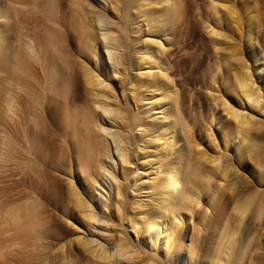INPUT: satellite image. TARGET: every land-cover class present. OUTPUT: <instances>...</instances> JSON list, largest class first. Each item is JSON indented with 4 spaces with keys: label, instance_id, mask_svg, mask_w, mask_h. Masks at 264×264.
<instances>
[{
    "label": "bare ground",
    "instance_id": "bare-ground-1",
    "mask_svg": "<svg viewBox=\"0 0 264 264\" xmlns=\"http://www.w3.org/2000/svg\"><path fill=\"white\" fill-rule=\"evenodd\" d=\"M69 1H72L73 4ZM83 1L84 0H68V2L71 3V14L69 16H72V18L70 17L69 19H73L69 21V19L66 20V14L61 13V10L64 9V5H62L63 9L61 6L60 12L58 11L63 0L61 2L60 0H0V105L2 103L12 105V112L15 117L13 118L12 116L10 125L11 135L14 140H16L15 144L17 145L20 142V148H23L24 163H31L33 159L31 160L30 156L33 157L32 155H34L41 160V164L43 161L47 167H54L56 162L59 163V156L57 153L54 156L56 150L53 151V148L56 141H61L59 144L62 143V146H59H61L60 149L62 148L63 150L61 149L62 151L60 150L61 152L59 151V153L62 154L63 151L67 152L70 167L73 166L74 170L77 171L75 175L80 174L79 177L82 181L81 187L75 186L73 181H70L67 194L74 207L80 210L78 212H80L82 216L80 217L81 226L91 224L92 219L98 221V224L100 222L96 214L97 211L94 210V212L88 209V207H90V205L87 204L89 200L85 202L82 195L93 192L97 187L101 188V186H98L100 183L106 185L105 181L111 187L109 180L111 175L109 177L106 173L110 172L111 174V170L106 169L103 162V157L104 160L110 157L108 152L110 148H106L109 139H112V142L116 144V152L117 154L119 153L120 158H122V164L120 163L122 165V172L123 170L125 171L124 165L126 163L129 162V165H131L129 161L131 158L128 151L131 143L135 145L136 150L137 147H140L138 148L140 152L141 149H146L149 146L147 139L143 137L152 136L154 138L153 153L142 155L137 159L135 158L139 161L138 164H141V168H135V170L131 171L134 175H128L126 177L129 181V186L136 192L134 195L138 196L137 194H139L140 196V198H136L138 202H132L130 207L132 210H138L137 212L140 214L138 217L140 216V219H142V224L138 226L133 220L131 223V218L129 220V226H131L134 233H136L134 235L140 236L141 239L139 243L143 246L140 244H130L128 243L129 240L126 242V239H121L122 237L119 238L118 236L119 239L117 243L116 241L114 243L117 249H115L114 252L108 253L104 249H102V251L100 248L96 249V246L93 245V240H82L79 236H75L76 238L74 241L81 245L83 251L89 255V260L91 258L96 264H171L170 260L174 259L173 257H175V259L184 257V263H186V258L188 259L187 262H189V259L192 258V254L194 253H192L194 241L190 239V244L185 245V247L182 245V247L180 245L177 247L176 244L179 243L183 235V225L186 223L183 218V213L186 211L189 212L190 210L192 190L194 187L191 188L185 181H182L181 175L184 172L185 178L191 183L196 175L198 177L201 174L203 175L201 171L208 170L211 172L214 168L219 167L221 169L220 179L224 178L227 180V173L230 168L232 169L231 165L233 159L227 157V155L225 157V151L223 157L219 156L221 158L220 162V158L216 155H207L205 147L198 149L199 146H201V140L196 139L195 133L197 132H194L195 129L191 125L190 127L188 124L184 123L186 125V130L184 129L186 134L184 136L181 135L182 124L180 125V123L183 122L178 123V120H180L179 118H181V114H179L178 111V103H180V101L178 102V90L176 88V83L173 82V78H171L170 75L173 68L170 66L172 65V53L170 50L173 49V44L169 41L171 38L168 36L172 32L173 26L172 24L170 25L169 22H166L167 19H170L171 15H175L177 9L180 10V8H178L179 0H109L110 5H108V9H106V6L105 10L114 15L117 14L115 13L116 11H118V13L120 12L121 16L125 18L124 21H126L129 19L127 17L132 8L133 10L135 8L137 13L135 12L136 10H132L134 12L132 15L134 14L139 20H146L147 23L145 22L146 28L144 29V33L151 34L150 37H146L145 40L143 39L148 46H146L147 44L145 43V45L143 43L139 44V52L142 54V57L139 58L140 62L135 65V74L137 76H133L134 78H130L131 80L125 77V74L129 72L128 70L132 71L130 66H132V68L134 66V63H131L132 59L130 58L131 56H129L131 54H129L128 48L127 51L126 49L124 51L128 52L129 55L127 53V55H123V51V53L120 52L122 55L118 52L113 54L110 53L111 44L121 49L119 45H123L121 42L122 37H119V34H113L117 32L114 30L111 39L109 35L105 33L104 29L107 30V23H104L105 17L102 16L104 10H102L101 6L97 3H94L97 0H86V4H84ZM251 1H254V3L252 4ZM57 2L60 3L58 4ZM209 3L211 7L209 10L215 12L216 8L221 9L220 17H217L219 16L217 15V10V14L215 12L217 15L215 16L216 18L214 17V12L212 13L214 15H211V11H209L208 14L203 12L200 13V17L202 18L201 20H203L202 23H205L204 30H207V33H209L214 43V47L212 48H215V51H219L220 54L218 53L219 57H216L214 64L207 61L206 56L202 59L200 64L203 66V82L201 83H203L202 87L211 90L210 96L212 101L219 107L221 106L223 112L225 111L226 115L229 117V120H226L227 122H221L224 125L221 126L226 129L222 132L220 142H216L214 140L215 135L211 134V138H213L214 141L211 140L210 148L217 152H219V150H234L238 152L240 158L247 154L251 157V159H249L250 161L256 157L258 158L264 153V121L260 118L258 119L255 115H264L262 114L264 113V28L262 30V44L258 41L257 33L260 31L259 26L261 24L263 25L264 0H211ZM32 6L37 10L35 13H38L37 15L40 14L42 20L45 22V26L42 29H38V27L32 25V21L38 18L32 16L34 14L30 13L34 9ZM30 7L32 10H30ZM35 9L32 13H34ZM67 10H69V6ZM105 15H107V12ZM107 16L106 18L109 21ZM173 18L171 17V19ZM139 20L136 21L140 22ZM37 23L35 21V25H37ZM66 23L74 27L73 29H75L76 34L70 32L72 27L70 30H68L69 28L67 30L63 29ZM116 23L118 22L116 21ZM112 24L114 25L115 23ZM97 26L99 30L103 28L102 31L105 33H102V42H105L103 47H105L106 50H108L109 47L110 52L107 51L108 59L112 64H115H113L112 71L120 73V78L118 77L119 81L120 83L122 82V85L123 83L125 84L124 88H122L129 89L128 93H123L122 89V95L128 94V98L135 105L143 101L142 106H146L143 108L145 109L143 110L144 115H139V112L136 110L133 111L134 113L131 112V110L128 111L129 108L126 107V102H124L126 106H123L122 102L120 103L118 101L120 104H116L117 101L115 103L110 101L112 96L110 91L113 89L111 90V86L107 83L108 81L103 85L105 80L104 77V80L102 78V80L98 79L99 76L101 77L100 73L102 71L98 69L97 62L96 64L94 62L96 65L95 68H90L86 66V63L82 60L81 66L79 64V66H76L77 64L72 61L73 59H71L70 55L73 57L71 54L73 52H71L70 47L71 44L73 45V42L71 39L75 38L78 39L76 52L79 57L87 59L88 55L93 52L94 56L100 59L101 53L98 52L100 56H97V51H94L96 47L99 46V42L97 41V35L99 33L96 32ZM166 26H170V28L167 29ZM150 27H152L151 31L149 29ZM193 28L196 30L195 25ZM108 38L110 40H108ZM162 39H165L166 43H164ZM124 41L125 40H123V42ZM227 45L228 48H226ZM125 46L128 47L127 45ZM94 70H96V73L93 72ZM130 73L127 75H131ZM105 77L109 78V75H105ZM258 77H260L261 80H258ZM120 83L118 82L119 85H121ZM5 91L9 92V97L6 98H9L11 102L8 100L6 103L7 100L4 99ZM145 92H148V94H145ZM115 99L118 100L117 98ZM3 100L5 101L3 102ZM123 107H126L128 110ZM97 108L100 109L96 111ZM135 109L138 110L139 108L137 107ZM210 109H212L211 112H213L214 105ZM10 110L11 109H9V111ZM99 110H101V112ZM145 114L149 116L146 117ZM214 119V113H212L210 125L208 124V126L211 127L212 122L215 123L213 121ZM182 120L184 119L182 118ZM46 122H49L50 125H47ZM102 124L103 126L108 124L110 127L114 126V128L117 126L116 129L122 128L121 130L123 131L120 129V131H111L110 128H108L109 126L103 127ZM125 131H132L131 133L134 135V140L132 139V142L129 140V137H122ZM2 132V124L0 123V136ZM137 133L140 135H137ZM117 134L123 135L117 136ZM211 135L208 134L207 136L209 137ZM13 138L11 139L9 137L11 140H13ZM118 141L126 144H124V146L118 145ZM7 146L9 147V145ZM117 146H121L119 152ZM125 146H127V149H125ZM19 150L14 148L11 151H13L15 155ZM187 153H190L191 156H194L192 153H195V155L199 154L198 157H201L200 161L202 160L204 165L197 166L194 161L188 158ZM27 154L32 155L27 156ZM15 157H17V155ZM36 157L34 158L37 159ZM56 157H58V160L55 161L54 159H56ZM37 163L40 162L37 161ZM262 164L263 163H261V165ZM261 165H259V167H262ZM37 166L39 167V165ZM198 172L201 174L198 175ZM121 174L125 179L124 173ZM135 174L141 176L139 177L138 175V178ZM206 174L207 173H205V175ZM208 175L211 176L212 174L210 175L208 173L207 176ZM70 179L71 177L69 180ZM139 180L140 182H138ZM124 183L126 182L124 181ZM123 185L124 184L120 182L115 184L116 194L118 196H116V198L118 200L124 197L123 194V197L120 198V194L123 192ZM56 187L54 188L46 183L44 187L40 189L48 202L67 215L71 208L65 203V200H63V192L61 193ZM110 187L107 188V190H111ZM125 189H127V187H125ZM111 192H109V194ZM19 193L22 192L20 191ZM26 193H28V191ZM215 194L217 193L215 192ZM21 196L22 195L19 197L21 198ZM108 196L111 197V195ZM14 197L15 196H13V198ZM19 197H17L19 200H15L16 198L13 199V202L10 203V209L7 205L6 207L8 209L4 210L5 212L9 210L6 213L9 214L10 217L9 215L7 216L4 211L0 212L5 213L4 215H6L8 219L12 218V222L9 221L17 227V230L18 227H21L23 230L24 227H26L25 230L28 232L26 236L29 235V238L26 236L25 238L37 240L42 233L44 235V231L40 230L41 228L38 226H41L42 222L45 223L44 221L47 220L45 216V214L47 215V213H45L47 211H42L43 209L39 210V207L35 205L36 202L34 201L35 203H33L32 200L30 201L31 198L29 199L28 196H23L21 199ZM109 202L110 201H108V203ZM119 202H122L121 204L124 203L122 200ZM1 205L0 210L3 208V205L2 207ZM105 205L108 206L109 204L107 205V203H105ZM122 207H116L118 209L117 213L120 209L123 210ZM238 210L240 211V209ZM123 216L125 220L130 218L125 215ZM1 217L2 214L0 220H4L5 216H3V218ZM3 223L5 222L3 221ZM11 225L8 224V229L9 226L10 228H15ZM20 225H23V227ZM8 229L6 231L2 230L3 233L9 231ZM23 230L20 234L23 233ZM2 231H0V233ZM10 233L12 232H8L7 234L10 235ZM5 239H8V235ZM14 239L12 238V240ZM19 240L20 239H18V241ZM18 241L19 247H22L19 244L20 241ZM144 244L148 245L144 246ZM12 245L14 246V244ZM24 246L26 247V244ZM2 247H4L3 244L0 246L1 252L6 248L8 249V246L5 248ZM19 247H17L18 251L22 249L20 248L19 250ZM145 248H149V251ZM160 249L164 250V255L161 258L159 256ZM23 250H21V252H23ZM21 252L14 253L20 257ZM43 252L40 250L36 253L41 255L40 253ZM179 253H184V256ZM227 253L229 254L230 252ZM223 254H225L224 251L219 258L215 260L210 259L206 264H239L238 261H240L241 255L234 256V261H229L228 254ZM229 255L231 256V254ZM1 259L4 260V258H0V261Z\"/></svg>",
    "mask_w": 264,
    "mask_h": 264
},
{
    "label": "rangeland",
    "instance_id": "rangeland-1",
    "mask_svg": "<svg viewBox=\"0 0 264 264\" xmlns=\"http://www.w3.org/2000/svg\"><path fill=\"white\" fill-rule=\"evenodd\" d=\"M61 1L62 0H60V2ZM90 1H92V0H90ZM97 1H95L94 3H97L99 6H101V9L104 10L103 11L104 13L102 11L101 12L103 13L102 16L105 17V18L103 17L105 20L104 19H102V20H104L105 24L107 23L106 24L107 30L104 29L105 33L107 35H109L110 39H111V36L113 34H115V33L119 34V37L120 36L122 37L121 42L123 45L122 46L119 45V48H121V49H118V48H116V45L113 46L114 44L113 45L111 44V46H110L111 52L109 51V47H108V50H106V48L103 47L105 45V42H102L103 41L102 33H104V31H102L103 28L101 30H99V27L97 26L96 32L99 34L97 35L96 32H95V34L97 35V41L99 42V46L97 44V46H98V47H96L97 50L95 49L94 51L95 52L97 51L96 52L97 56L99 55L98 52L101 53L100 59H99V57L94 56L93 52L88 55L87 59L79 57V55L76 52L77 43H78L77 38L71 39V41L73 42V45L71 44L70 48H71V52H73L71 54L73 55L74 58L71 55H70V57H71V59H73L72 61H74V63L77 64V65L75 64L76 66H79L83 61L86 63V66H88L90 68H95V66H96L95 64L97 62L98 69L102 71L101 72L102 74L100 73L101 77L99 76L98 79L102 80L104 77L105 80L103 79L104 80L103 85H105L106 82L108 81L107 83H109L108 85L111 86V90L113 89L112 91H110V94L112 95L110 101L114 102V103L117 101L116 104H118L119 102L120 103L122 102L123 106H126L124 103V102H126V104H127L126 107L129 108V110L126 107H123V108H126L128 111L131 110V112L136 110L139 112L138 114L142 116V115H144L143 110H145L143 108L146 106H142L143 101H140L138 103L135 102L136 103V105H135L128 98L129 97L128 94L127 95L125 94L124 96L122 95L121 91L124 88L125 84L123 83V85H122V82L120 83V81H119V78H120L119 74L120 73L112 71V68L115 64L113 63L114 64L113 65L112 62L108 59L107 51L110 52L111 54L116 53V52H118V53L124 52L123 55H125L126 53L128 54V52H125L124 50L126 49V51H127V48H128V50L130 52L129 54H131V55H129V54L128 55L131 56L130 57L132 59L131 63L133 62L134 66H133V68H132V66H130V69L132 71L127 69L129 72L126 71L127 73L125 74V77L127 79H130V78L132 79V78L136 77L137 75L135 74L136 73L135 65H137L140 62L139 58L142 57V54L139 52V50H140L139 44H142V43L144 44L146 42V41H144L146 39V37L151 36L150 33L149 34L144 33V29L146 28L147 21L146 20H139L138 18H136L134 16V14L132 15V13H134L133 11L136 10L135 8H134V10L132 8L133 11L131 10V12L129 13V15L127 17L129 19L124 21L125 18L123 16H121L120 12L118 13V11H116L115 13H117V14L114 15L111 12H108L107 10H105L106 6H107L106 9H108V7H109L108 5H110L109 0H99L98 2ZM210 1L211 0H182V1L179 0L178 8H180V10L177 9V12H176L177 15H176V13L173 16L170 14L171 17L172 18L174 17V18L171 19V17H170V19L166 20V22H169L170 25L172 24V26H173L172 30H171L173 33L171 32V34H169V36H168L169 38H171V39H169V41L173 44V49L170 50L172 53L171 54L172 55L171 56V64L172 65H170V66L173 67L170 75H171V78H173L172 79L173 82L176 83V88L178 90L177 91L178 96H179L178 102L180 101V103H178V108H179L178 111H179V114H181V116L179 115L181 118H179L180 120H178V123L183 122V123H180V125L182 124L181 125V130H182L181 135L184 136L186 134V131H184V129L186 127L185 124H188V126L191 125L195 129V130L193 129L194 132H197V133H195L196 139L201 140V146H199L198 149H202L203 147H205L207 150V151H205V152H207V155L208 154L216 155L217 157H219V156L223 157L224 155L226 157V155H227V157L233 159V161L230 159L232 161L231 166H232L233 170L231 168L228 170L227 180H225L224 178L220 179L221 178L220 177V175H221L220 170L221 169L219 167L214 168V170H212L213 173H212V171L209 172L207 170L208 171L207 172L206 170H203V171H201V173L203 172V175L200 172H198V175L201 174L200 175L201 177L200 176L198 177L196 175L195 179L193 181H191L192 184L189 183V181H187V179L185 178V173L184 172L182 173V175H181L182 181H185V183L187 185L191 186V188L194 187L193 188L194 191L192 190L193 193L191 192L192 197H191V202H190L191 203L190 210H189V212L186 211L185 213H183V218L185 219L186 223H185V225H183V230H182L183 235L181 237V240L176 245H177V247H179V245L180 246L182 245L183 247H185V245L190 244V239H192L194 241L193 245H192V253L193 252L194 253L192 254V258L189 259V262H187L188 259L186 258V263H184V257L183 258H176V259H175V257H173L174 259H171L170 263L171 264H206V263H208V260H210V259L215 260L216 258H219L224 251L225 254H223V255H226V254H228L227 252H230L229 254H231V256L228 254L229 261L230 260L234 261V256H238V255L240 256L241 255L240 256L241 259H240V261H238L239 264H264V153H263V155H261L262 157L259 156L258 158L256 157L255 159H252L249 161V159H251V157L248 156L247 154H246L247 157L245 155H243L240 158L238 152H235L234 150H222V151L219 150V152H217V151H214L212 148H210V142H212L211 140H213V138H211L212 135H215L214 140L216 142H220L222 132H224V129H226L223 127L224 125L221 122H227L229 120L228 115H226L225 111L223 112L222 107L221 106L219 107L215 102L212 101L211 96H210L211 90L209 88L207 89L206 87H202L203 83H201V82H203V79H202V68H203V66L200 64L202 62V59H204V57L206 56L207 61L214 64V62L216 61V57H219V55H218L219 51H217V50L215 51V48H212V47H214L213 46L214 43L212 42V40H211L212 38L209 36V33H207V30H204L205 29V27H204L205 23L204 24L202 23L203 20H201L202 18L200 17V13H202V12L205 14H208L209 11H211L210 12L211 15H214L216 10L218 11V14H217V12H216V14L219 16H217L215 14L214 17L215 16L220 17L221 9L216 8L215 12L213 10H209L211 8L210 3H209ZM60 2H57V3L59 4ZM63 2H61L60 6L57 4L59 6V9L58 8L57 9L60 12L61 6L64 5V9L62 6L63 10H61V13L66 14V17H67L66 20H68L70 17L72 18V16H69L71 14L70 6H71L72 1H69V2H71V3H69L68 0H63ZM83 2H84V4L87 3L86 0H84ZM251 2H252V4L254 3V1H251ZM155 3H156V1H155ZM68 6H69V10H67ZM103 6H104V8H103ZM32 8H34V7L32 6ZM30 10H32L31 7H30ZM33 10L31 12L30 11L29 12L31 14H34L32 16L38 17V18H36L34 21H32V25L38 27V29L44 28L45 22L42 20L40 14L37 15L38 13L37 14L35 13L37 10L35 9L34 13H32ZM106 12H107L108 16L105 15ZM135 12L137 13V10ZM213 12H214V14H212ZM35 15H37V16H35ZM118 15H119V17H118ZM106 16L108 17L109 21L107 20ZM129 16H132V17H129ZM72 20L73 19H69V21H72ZM136 20H139L140 22H138ZM35 21H36V23L38 21L39 22L41 21V22L40 23L38 22L37 25L38 24L39 25L37 26V25H35ZM113 21H115V22H113ZM116 21L118 23H116ZM135 22H137V23H135ZM112 23H115L116 25L115 24L113 25ZM124 24H125V26H124ZM112 25H113V27H112ZM129 25H131V26H129ZM194 25H195L196 30L193 28ZM261 25L259 26L260 31L257 33H258V41L262 44V39H263L262 38V33H263L262 30L264 28L263 27L264 20H263V25L262 26ZM116 26H118V27H116ZM71 27L72 26H70V24L68 25L66 23V25L63 27V29L67 30L69 28L68 30H70ZM73 28L74 27H72L70 32L76 34L75 29H73ZM119 28H120V30H119ZM166 28L169 29L170 26H166ZM149 29L151 31L152 27H150ZM149 29H148V31H149ZM113 30L117 31V32H114ZM134 31L135 32L137 31L136 33L138 35ZM112 32H114V33L112 34ZM129 32H131V33H129ZM141 33H143V34H141ZM109 38H108V40H110ZM123 40H125V41L123 42ZM162 41L164 43H166L165 39L164 40L162 39ZM124 43L128 47H126L124 45ZM145 44H147V43H145ZM134 45H137V46H134ZM72 46H73V48H72ZM146 46H148V44ZM129 47L130 48L132 47V48L130 49ZM168 48H170V47H168ZM226 48H228V45L226 46ZM75 58H77V59H75ZM97 58H98V60H97ZM105 60L107 61V67H106V61ZM94 62H95V64H94ZM109 62H111V63H109ZM118 69H120V68H118ZM93 72L96 73V70H94ZM115 73H117V74H115ZM128 73H130L131 75H127ZM105 75H107V76L109 75V78H106ZM231 75H232V73H231ZM229 79H230V77H229ZM257 79L261 80L260 77H258ZM118 82L121 85H119ZM105 91H107V90H105ZM7 92L5 91V93H4L5 94L4 99L7 100L6 103L8 102V100L10 101L9 98H6V97H9V92L8 93ZM125 92L128 93L129 89H127V88L123 89V93H125ZM145 94H148V92H145ZM6 95H8V96H6ZM121 95L123 96V99H122ZM181 97H182V99H181ZM115 98H117L118 100H116ZM4 101L5 100H3V102ZM139 103H141V104H139ZM10 105L11 104H8V103L7 104L2 103L0 105V106H2V107H0V111H1L0 114H2V115H0V117L2 116L0 118V123L2 124V130L4 132V133L2 132V134L0 136V140L1 139L4 140V141L3 140L0 141V150H1V152H0V205L1 204L3 205V208H1L2 210H0V211H4V210L8 209L6 207L7 205L10 209V203L13 202V199H15V198H16L15 200H19L17 197H19L20 195H22L21 198L23 196H28L29 199L31 198L30 201L32 200L33 203L36 202L35 205L39 207V210L43 209L42 211H47V212H45V213H47V215L45 214L47 220L44 221L45 223L42 222L41 226H38L39 228H41L40 230L44 231V235L42 233L43 236L41 235L39 237L40 239L39 238L37 239L38 241L37 240H31V239H27V238H29V235L26 236L28 233L25 230L26 227H24V230L21 229V227H18V230H17L16 229L17 227H15V225H13L11 223L12 218L8 219L7 216L9 214H7L6 212L9 210H7L6 212L4 211L7 214V216L4 215L5 213L0 212V216L2 214L1 218H3V216H5V218H6V219L4 218V220L3 219L0 220L2 223V224L0 223L1 224L0 231H2V230L6 231L8 229V224H10V225L12 224L15 227V228L12 227L13 228L12 229L9 226V229H8L9 231L4 232V233L2 231L0 233V242H1L0 246H1V244H3V246H4L2 248H5L8 246V249L6 248L8 251L6 249H4V250L2 249L3 252L0 251V258H4V260L1 259L0 264H42V263L43 264L44 263L45 264H73V263L74 264H93V263L96 264L95 261H93L91 258L89 260V255L83 251L80 244H78L74 241L77 236H79L82 240H87V241L93 240L94 244L93 243L92 244L96 246V249L100 248L101 251H102V249H104L108 253L114 252L115 249H117L115 247L116 244H114V243H115V241L117 243V241L120 237H122L121 239H126V242H128V240H129L128 243H130V244L142 245L141 243H139V241L141 239L140 236L134 235L136 233H134V230H132L131 226H129L130 221L132 223V220H133V222L137 223L138 226H141V224H142L141 223L142 219H140V216L138 217V215H140L137 212L138 210L137 209L132 210L130 207V205H132V202H138L137 199H138V197L140 198V196H139V194H137L138 196L134 195L136 192H134V190H132L133 188L129 186V181L126 179V177L128 175H131V176L134 175L133 173H131V171L135 170V168H139V169L141 168V164L140 163L138 164L139 161L136 160L138 157L145 155V154L153 153V151H154V147H153L154 138L152 136H148L149 137V139H148L147 136H144L143 138L147 139V143H149L148 144L149 146L146 149H141L140 152L138 150V148H140V147H137V150H136L135 145L133 143H131L130 147L128 148L130 158H131L129 161H130L131 165H129V162L126 163L124 165L125 171L123 170L122 172H121V170H122V165H121L122 164L121 163L122 158H120L119 153L117 154V152H116V146H115L116 144H114L112 142V139H109V142H107L108 146L106 148H110V150H108L110 157L109 158L105 157L107 160L106 159L104 160V157H103V162H104L106 169L111 170V174H110V172L109 173L106 172L109 175V177L111 175V177L109 178L110 183H111V187H110V185H108V183L106 181H105L106 185L99 182L100 184L98 186H101L102 189L100 187H97L96 190H94L93 192H91V193L89 192V193H87V195L86 194L82 195L83 198L85 199V202L89 200L88 201L89 203L87 202V204L90 205L91 208H93V209H91L90 207H88V209L93 210V211L94 210L97 211L96 214L99 217L98 219H100L99 224H101V225L98 224V221H96L95 219H92L91 220L92 225L87 224V226L86 225L81 226V223H80L81 218L80 217H82V216L80 215L81 213L78 212L80 210H79V208L74 207V205L70 202L69 196L67 194H68V187H69L70 181H73L75 186H78V187H81L82 181L79 177L80 174L75 175V172H77V171L74 170L73 166L70 167V161H69V156H68L67 152L63 151L62 154L59 153V151L62 149V148L60 149V147L62 146V143L59 144V142H61V141H56L54 144V148H53V151L58 150L57 152L56 151L54 152L55 153L54 156L56 155V153L59 156V158L56 157V159H54L55 161L59 159V163L56 162V164L54 165L55 168L45 166L46 164L43 163V161L41 164V160L32 154H27V156L32 155L33 157L30 156V159L31 160L33 159V161H31V163H24L25 158H24L23 148H20V145H19L20 142H19V144H17L18 146L15 144L16 140H14V138L11 135L10 125L12 122V116L14 118L15 115L12 112V109H13L12 105H11V107H10ZM213 105H214V110H213V112H211L212 109H210V108H212ZM137 107L139 108L138 110L135 109ZM9 109H11V110L9 111ZM98 109H100V108H97L96 111H98ZM99 111L101 112V110H99ZM212 113H214L215 119L213 121L215 123L212 122V126L210 127V126H208V124L210 125V118H211ZM262 114H264V113H262ZM145 115H146V117L149 116L147 114H145ZM209 115H210V117H209ZM255 115L258 119L260 118L261 120L264 121V115H258V114H255ZM182 118L184 120H182ZM9 120H10V122H9ZM46 121H48V120H46ZM46 123H47V125H50L49 122H46ZM103 124H104V122H103ZM103 124H102V126H103ZM204 125H205V128H204ZM221 125H223V126H221ZM106 126L108 127L109 125L105 124L103 127H106ZM108 128H110L111 131H113V130L120 131L122 129L119 127L118 128L120 130L116 129L117 126H115V128H114V126L113 127L109 126ZM121 131H123V130H121ZM131 132L125 131V133L123 132L124 135L123 134H121V135L119 134V135L120 136L123 135L122 137H124V136L129 137L130 139L129 138H126V139H129L132 142L134 135H132L133 133H131ZM137 132H139V131H137ZM207 133L210 135L212 134L211 136H209L210 138L207 136L208 135ZM128 134H129V136H128ZM119 135L117 134V136H119ZM137 135H140V134L137 133ZM9 137L11 139L13 138V140L9 139ZM150 140H151V142H150ZM11 141H12V143H11ZM1 143H2V145L3 144H5V145L2 146ZM124 144H126V143L119 142L118 145L124 146ZM143 144H144V141H143ZM7 145H9V147ZM59 145H61V146H59ZM121 146H117L118 152H119ZM13 147L17 148L18 150L20 149L18 153H15V155H14V152L11 151L14 149ZM125 147H126L125 149H127V146H125ZM20 151H21V153H20ZM223 153H224V155H223ZM188 154H190V153H187L188 158L191 159V161H194L197 166L204 165V162L202 163V160L200 161L201 157L200 158L198 157L199 154L195 155V153H192V154H194V156L193 155L191 156V154L190 155H188ZM16 155H17V157H15ZM60 156H61V159H60ZM34 157H36L38 160L35 159ZM37 161L40 163H37ZM220 162H221V158H220ZM260 162L263 164L261 165ZM57 164H59V165H57ZM37 165H39V167ZM126 165H127V167H126ZM259 165H261L262 167H259ZM144 168H145V166H144ZM126 171H128V172H126ZM204 172L207 174L209 173L210 175L212 174V175L207 176V174L205 175ZM121 173H124L125 179ZM138 175L139 174H137L136 176L138 177ZM140 176L141 175H139V177ZM202 176H205V177H202ZM70 177L73 180H71V179L69 180ZM124 181L126 183H124ZM117 182L124 184L123 185L124 187L122 186L123 192L120 194L121 195L120 198L123 196L124 197L121 198L120 200H118L116 198L117 194H116L115 184H117ZM138 182H140V180ZM46 183L50 184L54 188L57 186L56 189L58 188L61 191V193L63 192L62 198L64 196L63 200H65V203L67 205H69L71 208L70 211H68L67 215H65L63 213V211L56 209L50 202H48L45 199L46 197L42 194L40 188L44 187V184H46ZM142 185H144V184H142ZM108 186L111 188V190L110 189L107 190V188H109ZM125 187H127V189H125ZM20 191L22 193H19ZM27 191H28V193H26ZM109 192H111V193L109 194ZM215 192L217 194H215ZM253 194H254V197H253ZM108 195H111V197ZM13 196H15V197L13 198ZM100 196H102V197H100ZM250 198H251V200H250ZM247 199H249V200H247ZM106 200H108L110 202L108 203V201H106ZM121 200L124 202L123 204H121L122 202L121 203L119 202ZM105 203H107V205L108 204L109 205L106 206ZM128 204H129V206H128ZM2 205H1V207H2ZM117 206H119V207L123 206L122 207L123 210L120 209V211L118 212L121 214L117 213V210H118L116 208ZM240 206H241V208H240ZM113 207H114V209H113ZM246 207H247V209H246ZM238 209H240V211ZM123 215L127 216L128 218L130 217V218L125 220ZM9 217H10V215H9ZM48 218H49V220H48ZM3 221L5 223H3ZM25 225H27V224H25ZM20 226L23 227V225H20ZM5 228H7V229H5ZM15 230H17V231H15ZM22 230H23V233L20 234V232H22ZM42 231H40V232H42ZM8 232H12V233H10V235H9V234H7ZM17 232H19V233H17ZM96 232H97V234H96ZM14 233H15V235H14ZM19 234H20V236H19ZM3 235H6V236H3ZM7 235H8V239L6 240L5 237L7 238ZM11 236H13V237H11ZM25 236L27 238H25ZM118 236H119V238H118ZM17 237H19V238H17ZM12 238L13 239L15 238V239L12 240ZM18 239H20L19 240L20 242L18 241ZM26 239H27V241H26ZM21 240H23V241H21ZM96 240H97L98 244H97ZM17 241L19 242L20 246H22V247H19ZM12 244H14V246ZM25 244H26V247L24 246ZM147 245L148 244H144V246H147ZM68 246H70V247H68ZM17 247H19V250H20V248H22L21 250H23V248H24L23 252H21V250L18 251ZM13 249H14V251H13ZM145 249L147 251H149L148 250L149 248H145ZM238 249H240V250H238ZM40 250H41V252L44 251L43 253H40L41 255L37 254ZM12 251H13V253H12ZM17 251L21 252L20 257L14 253V252L18 253ZM8 252H10V253H8ZM14 254H15V256H14ZM179 254L180 255L183 254V256H184V253H179ZM163 255H164V250L160 249L159 250L160 258L163 257ZM223 255H222V257H223ZM232 261H231V263H232Z\"/></svg>",
    "mask_w": 264,
    "mask_h": 264
}]
</instances>
